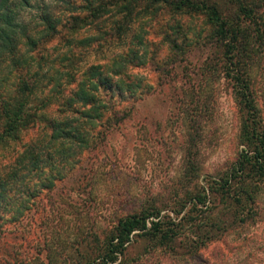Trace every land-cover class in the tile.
Returning <instances> with one entry per match:
<instances>
[{
	"label": "trees",
	"instance_id": "trees-1",
	"mask_svg": "<svg viewBox=\"0 0 264 264\" xmlns=\"http://www.w3.org/2000/svg\"><path fill=\"white\" fill-rule=\"evenodd\" d=\"M227 1L228 8L209 0H0V159H6L0 166L1 237L5 221H16L28 201L65 177L53 172L55 167L68 172L78 165L148 94L133 70L149 59L140 49L151 46L142 42L140 26L161 9L205 14L212 45L224 60L221 70L231 85L244 147L206 192L191 190L178 198L177 207L188 206L182 217L173 208L174 217L160 216L158 207L145 204L117 219L102 238L80 242L71 264L113 263L135 232L157 245L171 243L197 232L202 214L211 220L195 234L198 247L249 219L257 186L264 181V131L249 77L264 51V15L258 13L264 0ZM168 28L179 31L176 25ZM171 48L180 52L176 43ZM195 138H189V147ZM187 153L186 183L198 177L196 153L189 148ZM45 169L56 174L28 187ZM4 213L10 214L6 220Z\"/></svg>",
	"mask_w": 264,
	"mask_h": 264
},
{
	"label": "rangeland",
	"instance_id": "rangeland-1",
	"mask_svg": "<svg viewBox=\"0 0 264 264\" xmlns=\"http://www.w3.org/2000/svg\"><path fill=\"white\" fill-rule=\"evenodd\" d=\"M209 2L229 7L227 0ZM258 13L264 15V6ZM170 25L178 26L177 34ZM211 30L204 13L176 14L169 9L157 11L153 21L141 24L142 42L151 46L140 49L148 51L149 59L133 71L148 94L133 103L130 116L96 149L84 153L78 165L68 172L66 167H55L53 172L66 173L65 177L28 201L16 221L3 223L0 264H71L80 242L102 238L117 219L145 204L158 207L160 216L174 217L170 210L178 209L179 219L188 206L177 207L178 198L191 190L206 192L210 181L235 162L244 146L231 85L221 70L224 60L221 50L212 45ZM173 43L179 47L177 54ZM262 54L249 77L264 131ZM191 116H196L193 129ZM193 135L195 145L189 147ZM188 148L190 154L196 153L198 177L186 183L183 156ZM5 160L0 159V166ZM50 174L56 173L43 170L28 187L36 188ZM257 188L249 219L204 240L203 246L195 244V234L211 220L206 214L196 219L201 230L186 232L165 245L135 232L108 264H264V181ZM9 217L4 213L2 219Z\"/></svg>",
	"mask_w": 264,
	"mask_h": 264
}]
</instances>
